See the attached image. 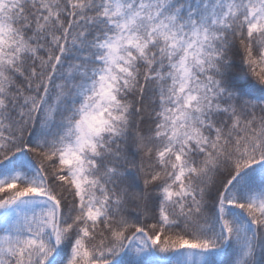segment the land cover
Returning a JSON list of instances; mask_svg holds the SVG:
<instances>
[{"label": "snow or ice", "instance_id": "obj_1", "mask_svg": "<svg viewBox=\"0 0 264 264\" xmlns=\"http://www.w3.org/2000/svg\"><path fill=\"white\" fill-rule=\"evenodd\" d=\"M0 264H264V0H0Z\"/></svg>", "mask_w": 264, "mask_h": 264}, {"label": "trees", "instance_id": "obj_2", "mask_svg": "<svg viewBox=\"0 0 264 264\" xmlns=\"http://www.w3.org/2000/svg\"><path fill=\"white\" fill-rule=\"evenodd\" d=\"M153 259H155V258H153Z\"/></svg>", "mask_w": 264, "mask_h": 264}]
</instances>
